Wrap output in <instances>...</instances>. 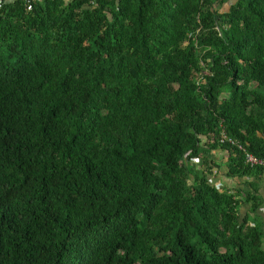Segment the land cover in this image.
<instances>
[{"label": "trees", "instance_id": "1", "mask_svg": "<svg viewBox=\"0 0 264 264\" xmlns=\"http://www.w3.org/2000/svg\"><path fill=\"white\" fill-rule=\"evenodd\" d=\"M246 152L264 0H0V264H264Z\"/></svg>", "mask_w": 264, "mask_h": 264}, {"label": "crops", "instance_id": "2", "mask_svg": "<svg viewBox=\"0 0 264 264\" xmlns=\"http://www.w3.org/2000/svg\"><path fill=\"white\" fill-rule=\"evenodd\" d=\"M212 158L214 159L216 164L220 166L219 169L215 168V177L212 178L213 183H215L216 185H219L221 187H228L229 189L232 188L233 186H235L237 181L234 179L227 178L225 176V173L227 170L225 164H226V161L228 160V159L226 160V153L223 151L214 152L212 154ZM260 191H261L262 197L264 199V182L261 184ZM244 206H246V208L243 207L244 210L249 209L248 205H244ZM247 210L245 211V213L247 212ZM261 210H264V207L261 208Z\"/></svg>", "mask_w": 264, "mask_h": 264}, {"label": "built area", "instance_id": "3", "mask_svg": "<svg viewBox=\"0 0 264 264\" xmlns=\"http://www.w3.org/2000/svg\"><path fill=\"white\" fill-rule=\"evenodd\" d=\"M30 0H28L29 2ZM229 142V143H232V144H235V142L228 138L227 136L223 135L222 139H221V142ZM241 148V147H240ZM228 158H226L227 160ZM245 160H246V163L248 165H250L251 167H255V166H264V157H256L250 153H245ZM196 162H199V160H196ZM210 182H213V179L212 177H210L209 179Z\"/></svg>", "mask_w": 264, "mask_h": 264}, {"label": "rangeland", "instance_id": "4", "mask_svg": "<svg viewBox=\"0 0 264 264\" xmlns=\"http://www.w3.org/2000/svg\"><path fill=\"white\" fill-rule=\"evenodd\" d=\"M229 3H230V2L225 3V5L223 6L222 9H227V8L229 7ZM226 158H227V153H226ZM244 207L246 208V206H244ZM246 210H247V209H246ZM246 210H244L243 208L241 209V214H242V216L245 214V211H246ZM259 213H261V215H262V214L264 213V210H260ZM262 216H264V214H263Z\"/></svg>", "mask_w": 264, "mask_h": 264}]
</instances>
